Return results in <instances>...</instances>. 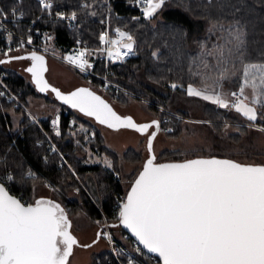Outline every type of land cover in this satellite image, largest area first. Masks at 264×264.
<instances>
[{
    "label": "trees",
    "instance_id": "1",
    "mask_svg": "<svg viewBox=\"0 0 264 264\" xmlns=\"http://www.w3.org/2000/svg\"><path fill=\"white\" fill-rule=\"evenodd\" d=\"M53 1L58 7L75 11L79 16L78 24L73 28L63 22L37 20L39 26L53 34L56 45L68 47L81 39L90 46H101L99 36L106 26L105 23H101V20L107 13L110 30L120 26L131 32L136 40L135 50L124 60H118L111 65L112 74L109 75V79L129 92H122L124 96L122 99L125 101L132 97L141 98L148 100L149 106L157 111L159 106L171 111H173L172 108L177 109L174 110L175 115L172 113L169 115V118L173 120L165 122L164 118H159L161 124L164 121L165 125H173L174 129L169 131V135L180 136L186 128L190 133L194 131L195 128L190 125L193 123L186 119L190 116L180 112L184 110L183 107L198 109V112H201L199 116L202 118L227 119L234 122L242 131L246 130L245 120H242L234 109L220 108L202 98L190 97L186 93V87L189 83L200 87V77L192 76L190 70L193 73L207 71L203 68L201 62L203 59H206L210 65L217 64L216 58L204 57L202 53L211 50L214 45L224 44V40L218 37L222 34L226 36L230 31L239 29L244 32L245 44L242 51L245 62L264 63V0H210V2L209 0H166L165 6L151 20L143 17L142 8L136 0ZM0 6L8 15L12 14L13 8L17 7L28 18H37L43 11L40 0H0ZM92 12L96 15L93 16ZM213 25H223L225 32L217 31L215 34H210L209 29ZM202 44L205 47L202 48ZM154 51L157 53L155 57L152 55ZM225 55L227 56V53ZM233 61L239 68V62L235 61V57L231 58L228 66L231 67ZM1 70L5 74L4 79L7 84L13 90L21 92L26 103L27 97L32 94L48 98L47 95L35 89L24 74L4 67ZM94 83L104 88L101 81L95 79ZM172 83L184 87L173 89L170 86ZM237 89V79L225 81V92L230 93ZM112 91L116 92L115 87ZM0 100L4 108H13L23 117L18 127L11 126L9 129L0 109V174L7 169L12 170L14 181L6 184L9 190L22 198L25 203H33L44 196L41 192L47 189L50 191L47 197L59 201L68 212L81 210L95 220L102 218V212H104L112 219L115 193L121 190L127 193L131 183L142 170L143 153L135 148H128L120 155L105 144V137L98 123L95 125L93 120L81 117L69 108V111L62 113L59 134L52 128L50 117L40 119L44 130L55 140L58 147L66 152L69 163L80 181L85 182L92 194L96 196L93 197L96 201L94 204L88 195L77 188L79 180L71 168L60 165L59 155L49 147L44 139V132L38 124L33 122L25 111L14 107L13 102L1 98ZM184 101H187V106H184ZM260 101L261 103L256 107L258 114L264 113V107H262L264 95ZM73 116L82 125L75 137L66 134L65 131L69 129L68 125ZM253 123L264 127V119L259 118V115L257 121ZM203 127L208 135L212 134L211 123H203ZM93 132L96 137H89ZM254 136L253 132L245 138L241 133H235L230 135L231 140L224 142L220 139L214 147L223 151L232 147V154L225 151L211 156L239 160L240 152L250 155L259 154V150L256 148L251 150V147L246 144V141L255 144ZM217 138H219L218 135ZM40 140L43 142L39 143ZM87 145H90L93 151L107 153L113 159L112 166L106 167L102 163L87 162L88 155L85 148ZM163 154H169V151H164ZM174 157H167L160 162L200 156L182 159ZM125 161H131L136 165V170L127 171L124 166ZM29 172L31 176L28 175ZM115 173H118L120 177L117 178L118 174L115 175ZM88 179L93 180L94 188H91ZM111 222L112 225H118L112 227L113 232L116 228L121 230L120 236L115 233L114 236L122 247L118 252V258L122 264H127L128 253L132 249L134 238L118 224V217ZM135 257L137 262L133 264H161L158 257L145 250L136 254ZM90 264H120V262L107 245L93 254Z\"/></svg>",
    "mask_w": 264,
    "mask_h": 264
},
{
    "label": "snow or ice",
    "instance_id": "2",
    "mask_svg": "<svg viewBox=\"0 0 264 264\" xmlns=\"http://www.w3.org/2000/svg\"><path fill=\"white\" fill-rule=\"evenodd\" d=\"M40 2L45 10L53 7L50 0ZM136 3L143 5V17L151 20L166 0H136ZM15 11L12 10L13 15ZM56 15L61 19H77L75 11L70 16L63 12ZM0 17L7 18L3 9ZM114 31L115 39H109L108 33L102 32L99 40L108 45L110 59L122 60L133 52L136 41L130 32L120 28ZM217 31L224 33V26L213 25L209 29L210 34ZM243 37L244 32L239 29L218 37L224 44L214 45L202 53L204 57L216 58L217 64L210 65L203 59L202 65L207 71L190 70L192 76L200 77V87L189 83L186 93L220 108H232L255 122L258 115L264 119V113L258 114L256 108L264 95V63L245 62ZM27 42L32 43L31 36ZM86 53L87 49L78 50L65 59L84 72L91 67ZM152 55L155 57L157 53L154 51ZM232 57L239 62V68L234 61L228 66ZM12 59L31 60L26 71L31 73L38 90L44 92L51 87L44 78L47 71L44 56L33 51L28 56ZM6 62L0 60V64ZM233 78L238 80V89L225 92L224 82ZM170 86L184 87L177 83ZM246 89L252 91L250 102ZM51 90L65 104L109 128H131L143 134L155 126L156 131L149 134L147 141L149 157L119 205L118 220L162 264H264V165H246L216 157L157 163L153 141L159 131L158 121L137 124L130 116L122 117L88 88H78L68 94L56 88ZM229 96L235 100L230 101ZM105 164L111 167L110 161L105 160ZM12 181L11 174L0 177V264H69L78 241L70 231L71 221L64 208L43 198L34 203L23 202L22 198L10 194L6 184ZM101 235L109 241L112 239L107 233H97V240Z\"/></svg>",
    "mask_w": 264,
    "mask_h": 264
},
{
    "label": "rangeland",
    "instance_id": "3",
    "mask_svg": "<svg viewBox=\"0 0 264 264\" xmlns=\"http://www.w3.org/2000/svg\"><path fill=\"white\" fill-rule=\"evenodd\" d=\"M105 20H108L107 21L108 26H107V22H104L106 26L103 32H109L111 35H113L115 34L114 30L116 28L123 29L120 26H116L113 30H110L108 13L106 17L103 19V21ZM123 31L130 32L126 29H123ZM46 33L50 34L46 42V48L49 49L50 51H55V56H53L52 54L51 55L47 54V56L52 58V61H53L50 64V69L48 72V77L52 82H55L56 84L60 85L62 88L67 89V90L72 89L79 84H87L91 86L93 91L99 92V93L101 92L105 97H107L108 100L112 103V105L119 112L117 113L118 115L125 117L126 114H131L135 118V120L140 123H143L144 121L145 122L149 121L151 119L155 120V117L160 118V119L164 118L165 122L168 120L170 121L173 120L169 118V115H171V113L172 115H175L176 113L174 110H177V109L172 108V110L174 111L173 112L169 109H165L164 107L159 106V110L157 111L149 106L150 103L148 100L141 99V98L137 99V98L132 97L129 100L127 99V101H125L122 99V97H124L122 92L129 93L126 89L122 88V91L118 95H115L116 92L112 91L113 87L115 86L108 84L107 87H105L104 85V89H103L101 85L94 83L95 79H97L99 82H100V79L98 77L90 78L89 75H86L85 71L81 72L79 68H77L76 66H72V64L66 61V59L64 60L62 59V57L64 56L74 55V51L72 48V45L74 43L72 45H69L68 47H62L60 45H56V43L54 42L53 34L49 31H46ZM81 42L85 44L86 46L92 48L91 50H87V53H86V59L88 60V63L94 67L93 69L95 71H98L99 73H105L107 69L105 61L100 60L98 58V56L102 54L101 49L104 48L105 44H101V46L99 47H93V46L88 45L86 42H83L82 40ZM16 51H19V50H16ZM125 58L126 56H124L122 60H124ZM117 61L118 60L112 59L109 62V65H107L108 75L112 74L111 65ZM3 67L5 69L16 70L19 73L24 74L28 78L30 76V73L27 72L26 69L30 67L29 60L13 59L12 61L8 63L6 62V63L0 64V80L2 79L3 81V82L0 81V89L1 87H3L1 84L3 83L11 91H13L14 93L16 92L15 94H20L18 91L13 90L5 81L4 79L5 74L1 70ZM224 90H225V82H224ZM51 94L52 93L50 92V94L47 95L48 100L38 95L30 96L29 104L27 107L30 113H32L33 115H35L36 117L40 119H42V117L51 115V119L54 118L56 122L54 123V119L53 121H51L52 128L54 129L55 126L59 127V131H57V133H60L62 113L65 111L66 112L69 111V109L65 108L62 104H60L57 100H55ZM246 95L249 97V102H250L251 99L253 98L252 91L250 89H246ZM19 97H21L22 99V96H19ZM0 98L2 100L4 99L2 95H0ZM228 98L230 100L231 96H229ZM184 106H187V101H184ZM183 108L184 110L180 112H184V114L190 116V117H187L186 119L193 123L190 125L195 129L193 132L190 133L188 132L186 128L185 130H183L180 136L169 135V131L174 129L173 125H165V122L162 121V128L160 129L159 133L157 134L153 142V151L156 156V162H160L167 157L172 158L173 156H175L174 158L182 159L184 157L188 158L191 156H208L209 157L211 155H215V153L217 154L219 152H225V151H227L228 154H232V147L225 149V151H223V150L216 149L214 145L217 144L220 141V139L224 140V142L227 140H231L232 139L230 137L231 134L241 133L242 137L245 138V137H248L253 132V134H255L254 136L255 144L249 143L248 141H246V144L251 147V150L252 148H256L257 150H259L260 151L258 152L259 154L250 155L249 153L243 154L240 152L238 155L241 156L240 158L241 161L264 164V131L260 130L261 128H264L262 125L255 124L253 122L248 121L245 117H243L241 114L235 111L238 115H240V118L242 120H245L244 123H246L247 125L246 130L242 131L241 128L236 126L234 122L229 121L227 119H218V118L215 119L212 117L202 118L201 116H199L201 112H198V109H193L190 107H183ZM162 112L164 113L163 115L161 114ZM77 114L79 115L80 112L77 111ZM79 116L87 118L86 116H83V115H79ZM71 120L74 122L72 123V125L71 124L70 126L68 125L69 129L67 128L65 129V131H66V134L68 133L69 135H72V137H75L77 136V131L82 128V125L77 121V119L74 116L72 117ZM203 123H211L210 132L212 134L209 133L208 135L207 130L203 129L205 128L203 127ZM94 124L96 125L97 123L94 122ZM250 124H254L255 126H250ZM100 129H101L102 135L105 137V141H106L105 144L108 147L114 149L120 155L125 149L135 148L136 150H140L143 153V157H144V160L142 161L143 164L146 161V159L149 157V153L147 150L148 133L142 134V133L137 132L135 129H131V128L113 129V128L107 127V125H102V124H100ZM93 133H91L89 137H96L95 132ZM217 135L219 138H217ZM76 141H79V140H76ZM85 148H86L87 155H88L87 162H89L90 164L102 163L103 165L108 167L105 164V160H107L111 162V166H112L113 159L107 153L103 151H100V152L93 151L90 145H87ZM164 151L165 152L169 151V154H163ZM66 159L69 163L68 157ZM69 165H66V166H69ZM124 166L129 172L136 170V167H135L136 165L131 163V161L129 162L125 161ZM69 168H71V171L79 180L77 188H80L81 191L85 195H88L89 199L95 204L96 201L93 197H96V196H94L93 194H88L85 191L82 185L83 182L80 181V179L78 178L76 171L71 167V165ZM117 174L118 173H115V175ZM116 177L117 178L120 177L119 174ZM41 195L49 196L50 191L47 189H44L42 190ZM69 215L73 221V223L71 224V230L74 236H76L79 240L81 239L82 242H84L85 244L90 243V241L96 238V232L94 233V228L101 229V226L104 220L103 217L97 218V220H95L89 217L85 212L81 210H77L76 212H69ZM110 219L111 218H109L108 221L112 225V222H111L112 219L111 220ZM120 231H121L120 228H116L113 233H115L117 236H120ZM88 245H91V247H83V246L75 247L74 246L73 254L72 256L69 257V264H90L92 262L93 254L107 247V245L109 246V243L100 236L99 242H95L94 244H88Z\"/></svg>",
    "mask_w": 264,
    "mask_h": 264
},
{
    "label": "built area",
    "instance_id": "4",
    "mask_svg": "<svg viewBox=\"0 0 264 264\" xmlns=\"http://www.w3.org/2000/svg\"><path fill=\"white\" fill-rule=\"evenodd\" d=\"M50 2L53 4V7L50 10H45L42 6L43 11L40 15H38L37 18L26 17L23 14V12H21L17 7L13 8L16 10L14 15L12 12V14H10V15L6 14L7 18L0 17V24H3V28H0V57H2L4 55H8V54H10L16 50H21V49L26 50V51H39V52H43V53L45 52L46 55L52 54L53 56H55V51H50L49 49L46 48V42H47V39H48L50 34L46 33V30H44L41 26H39L37 24V20H40L41 22H47V21L63 22L68 27L73 28L78 24L79 16H78V13L76 12L77 13V19L74 21L70 20V19H61L59 16L56 15L57 12H63L65 14V16H70V14L73 11H68L67 9H63V8L58 7L53 0H50ZM139 5L143 9V5H141V4H139ZM0 9H1V6H0ZM107 21L108 20H105L104 22H107ZM107 26H108V22H107ZM121 30H123V29H121ZM107 33H108L109 39H115L116 38L115 34L111 35L109 32H107ZM29 36H31V38H32L31 44H29L27 42ZM21 44H23L22 47H21ZM72 48L74 51V55L76 54V52L78 50H83V49L91 50L92 49L91 47H88L85 44H83L81 42V40H76L75 43L72 45ZM107 48H108V45L105 44L104 48L101 49L102 54L100 56H98V58L100 60L105 61L106 68H107L105 73H99L98 71H95L93 69L94 68L93 66H91V68H86L85 72H86V75L90 76V78H92V77L97 78L98 77L100 79V81L103 83V85H105V87H107L108 84L115 86V89L117 92L116 94L118 95L119 91H122V87L118 84H115L114 82H112L109 79L107 65H109V62L112 59H110L107 55V51H106ZM113 51H115V48H113ZM65 57L66 56L62 57V59L64 60ZM72 66H75V65L72 64ZM0 81L3 82L2 79ZM1 84L3 87H1L0 93H3L2 96L4 97V99H6L9 102H13L15 107L22 108L30 116L32 121L38 124V126L44 132V135H45L44 139L48 143L49 147L53 151L57 152V154L59 155L60 165H64V164L69 165V163L66 159L67 158L66 152L62 151L57 146V144L54 142L52 137L44 130V128L41 125L38 117H36L35 115H33L32 113L29 112L28 107H27V103L23 100V97H22V99H21V97H19V96H22V93L19 92L20 94H15L16 92L14 93L6 85H4L3 83H1ZM234 100H235V97H231L230 101H234ZM54 131L55 132L59 131V127L55 126ZM42 142H43V140L39 141V143H42ZM68 167H70V165ZM7 174L12 175V170L7 169L4 173H2L0 175V177H3ZM125 196H126V194H125V191H123V190L116 191V193H115V197H114L115 202L113 205L114 207L112 208V216L114 219L118 217L119 205ZM102 214H103L102 217L104 220H103V223L101 226V232L100 233H107L112 237V239H111V241H109V239L105 235H101V237L109 243V247L112 250L114 256L120 262V264H122V261H120L118 258L119 257L118 252L120 249H122V247H120V244L117 242V240L114 236L111 224L108 221L109 217L104 212H102ZM137 248L140 249L139 252H141L142 250H145L143 248V246L140 245L139 242L134 239V241L132 243V249L128 253L127 264H133V263L137 262V258L135 257V255L139 253L136 250Z\"/></svg>",
    "mask_w": 264,
    "mask_h": 264
},
{
    "label": "crops",
    "instance_id": "5",
    "mask_svg": "<svg viewBox=\"0 0 264 264\" xmlns=\"http://www.w3.org/2000/svg\"><path fill=\"white\" fill-rule=\"evenodd\" d=\"M25 52H31V51H26V50H25V51H24V50L15 51V52H12V53H10V54H8V55H4V56L0 57V59H1V60H4V61H8V62H10V61L13 60L12 57L19 56V55H21V54H23V53H25ZM9 57H11V58L8 59ZM27 60H29V59H27ZM8 62H7V63H8ZM29 62H30V66H31L32 61L29 60ZM52 62H53V61H52V58H50V57L48 56V58H47V66H46V67H47V71L44 73L48 82H50V83H52L53 85L59 87V88H60L62 91H64V92H72V91L78 89L80 86H88V87L91 88V86H89V85H87V84H79V85H77L76 87L67 90V89L62 88L60 85L56 84L55 82H52V81L49 79V77H48V72H49V69H50V64H51ZM28 80L34 85L35 89H37L35 83L33 82V79H32V76H31V73H30V76L28 77ZM91 89H92V88H91ZM37 90H38V89H37ZM92 90H93V89H92ZM38 91H39V90H38ZM50 92L52 93L51 95L54 97V99L58 101V99L54 96V93H53L52 90H48V93L45 94V95H49ZM95 93H97V94L102 95L103 97H105L101 92H100V93H99V92H95ZM30 96H33V94H32V95H29V96L27 97V105L29 104V97H30ZM34 96H36V95H34ZM105 98L108 100L107 97H105ZM108 101H109V100H108ZM58 102H59L60 104H62L60 101H58ZM109 102H110V101H109ZM62 105H63V106H66V107L69 108V109H72L73 111L76 110V111H75L76 113H77V111H78L77 109H74V108H72L71 106L64 105V104H62ZM0 109H2L3 117H4L5 122H6L7 125H8V128L10 129L11 126H12V127H13V126H14V127H18V125H19L20 122H21V119H23L22 114H21L20 112H16L15 110H13V108H4V107L1 105V100H0ZM78 112H79V111H78ZM79 115L86 116V115H84V114L81 113V112H80ZM48 117L51 118V115H48V116L42 117V119H44V118H48ZM86 117L92 119L94 122H96V123H98V124L100 125V123H99L98 121H96L93 117H88V116H86ZM53 119H54V118H52L51 121H53ZM54 121H55V119H54ZM73 122H74V121L70 120V122H69V126H70V124L72 125ZM86 180H87V179H85V181H86ZM89 180H90V181H89ZM88 181H89V184H90L91 188H94V182H93V180H92V179H88ZM88 181H87V183H88ZM82 185H83L85 191H86L88 194H92V191L89 190V188H88L89 186H88L85 182H83ZM87 189H88V190H87Z\"/></svg>",
    "mask_w": 264,
    "mask_h": 264
},
{
    "label": "water",
    "instance_id": "6",
    "mask_svg": "<svg viewBox=\"0 0 264 264\" xmlns=\"http://www.w3.org/2000/svg\"><path fill=\"white\" fill-rule=\"evenodd\" d=\"M136 41V40H135ZM135 47H136V43H135V45H134V48H133V50L135 49ZM31 52H33V51H31ZM31 52H25V53H23V54H21V55H19V56H28V55H30L31 54ZM38 55H42V56H44V58H45V63H46V66H47V58H48V56L46 55V54H44V53H42V52H39V51H35ZM11 57H9L8 59H10ZM47 68V67H46ZM44 78H45V80L47 81V79H46V76H45V74H44ZM48 82V81H47ZM48 84L51 86L49 89H47L46 91H44V92H41V93H43V94H47L48 93V90H51V88H56V89H58L61 93H63V94H68V93H70V92H64V91H62L59 87H57V86H55V85H53L52 83H50V82H48ZM37 87V86H36ZM79 88H88L90 91H93L90 87H88V86H80ZM38 89V88H37ZM75 91V90H74ZM94 93H95V91H93ZM54 93V92H53ZM96 95H98V96H100L101 97V99H103V100H105V102H107L112 108H113V110L116 112V113H119L117 110H116V108L112 105V103L111 102H109L105 97H103L102 95H99V94H97V93H95ZM54 96L56 97V94L54 93ZM57 98V97H56ZM58 99V98H57ZM58 101H60L62 104H64V105H68V104H65L62 100H60V99H58ZM68 106H70V105H68ZM126 116H130V117H132L133 118V120H134V122H136L137 124H145V123H147V124H149L150 122H144V123H140V122H137L136 120H135V118L131 115V114H126ZM94 118V117H93ZM95 119V118H94ZM96 120V119H95ZM154 121V120H153ZM155 121H158L159 122V119H155ZM159 129H160V122H159ZM156 131V130H155ZM158 133V132H157ZM154 142V141H153ZM153 153H154V151H153ZM155 154V153H154ZM210 157H216V158H219V159H231V158H225V157H218V156H200V157H194V158H189V159H196V158H210ZM147 160V159H146ZM185 160H187V159H185ZM232 160H234V161H236V162H239V163H242V164H246V165H264V164H260V163H254V162H243V161H239V160H236V159H232ZM182 161H184V160H179V161H165V162H157V163H171V162H182ZM7 186V185H6ZM9 189V188H8ZM130 190V187H129V189H128V191ZM127 191V192H128ZM9 192H10V194L11 195H14V196H16L17 198H20L19 196H17L16 194H13L10 190H9ZM41 198H43V199H46V200H52V201H54L55 203H58V204H60V206L62 207V208H64V210H65V212L67 213V215H68V218H69V220L71 221V224L73 223V221H72V219H71V217H70V215H69V212H68V210L59 202V201H57L56 199H53L52 197H47V196H41V197H39L38 199H41ZM24 202V201H23ZM34 203V202H33ZM118 224H119V222H118ZM120 225V224H119ZM120 226H122L123 227V225H120ZM124 228V227H123ZM134 239H135V237L131 234V232L128 230V229H126V228H124ZM70 231H71V233H72V230L70 229ZM72 235H73V233H72ZM76 237V236H75ZM76 239H77V241L79 242V239L76 237ZM136 240V239H135ZM146 251H147V249H145ZM148 252V251H147ZM149 253V252H148ZM150 254H152V255H154V256H157L155 253H150ZM158 257V256H157ZM159 258V257H158ZM161 264H162V262H161Z\"/></svg>",
    "mask_w": 264,
    "mask_h": 264
},
{
    "label": "flooded vegetation",
    "instance_id": "7",
    "mask_svg": "<svg viewBox=\"0 0 264 264\" xmlns=\"http://www.w3.org/2000/svg\"><path fill=\"white\" fill-rule=\"evenodd\" d=\"M155 119H159V118H156L155 117ZM152 122L153 120L151 119V120H149V121H146V122ZM145 122V121H144ZM143 122V123H144ZM150 122V123H151ZM159 122H160V119H159ZM145 124H147V123H145ZM161 126H162V124H161V122H160V129H161ZM153 128V129H152ZM152 128H150V129H148V131L146 132V133H144V134H147L148 133V136H149V134L151 133V132H153V131H155L156 130V128H155V126H153ZM160 129H159V131H160ZM152 130V131H151ZM159 131H158V133H159ZM150 132V133H149ZM157 133V134H158ZM157 136V135H156ZM155 140V139H154ZM100 228H97V229H95L94 228V233L96 232V238L94 239V240H92V241H90V243H87V244H85L84 242H82V240L80 239L79 240V242H78V247H82V246H84V245H88V244H94L93 242L94 241H96V242H99V240H100V238L97 240V233H100ZM76 247V246H75Z\"/></svg>",
    "mask_w": 264,
    "mask_h": 264
}]
</instances>
